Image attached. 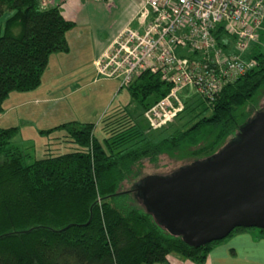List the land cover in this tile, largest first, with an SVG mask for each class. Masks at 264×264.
Returning <instances> with one entry per match:
<instances>
[{"label": "trees", "instance_id": "16d2710c", "mask_svg": "<svg viewBox=\"0 0 264 264\" xmlns=\"http://www.w3.org/2000/svg\"><path fill=\"white\" fill-rule=\"evenodd\" d=\"M5 12L0 114L12 92H33L42 84L50 56L69 51L66 34L74 28L58 6L43 9L40 0H0V16ZM215 37L221 47L228 45L222 31ZM249 52L257 67L213 101L196 95L184 101L178 128L171 122L165 130H149L145 111L171 90L150 72L121 87L139 104L145 127L128 106L105 113L102 140L92 123L59 124L41 133L63 132L73 151L60 153L49 143L33 161L14 142L19 128H0V264H161L173 255L205 264L220 241L193 247L171 234L144 210L136 188L151 176L140 175L144 164L157 165L163 157L178 163L211 158L254 119L248 106L264 88V50L255 44ZM251 230L258 229L237 228L227 237Z\"/></svg>", "mask_w": 264, "mask_h": 264}, {"label": "built area", "instance_id": "2783aa9c", "mask_svg": "<svg viewBox=\"0 0 264 264\" xmlns=\"http://www.w3.org/2000/svg\"><path fill=\"white\" fill-rule=\"evenodd\" d=\"M138 13L143 31L124 29L93 65L98 79L119 80L120 88L143 72L159 74L170 85V92L144 113L152 130L184 111L180 92L191 87L197 97L213 101L258 65L249 51L260 45L264 0H144ZM218 30L227 38L226 47L216 42Z\"/></svg>", "mask_w": 264, "mask_h": 264}, {"label": "water", "instance_id": "95a60500", "mask_svg": "<svg viewBox=\"0 0 264 264\" xmlns=\"http://www.w3.org/2000/svg\"><path fill=\"white\" fill-rule=\"evenodd\" d=\"M136 189L144 209L193 247L237 228L264 230V111L211 158L147 176Z\"/></svg>", "mask_w": 264, "mask_h": 264}, {"label": "rangeland", "instance_id": "374dc122", "mask_svg": "<svg viewBox=\"0 0 264 264\" xmlns=\"http://www.w3.org/2000/svg\"><path fill=\"white\" fill-rule=\"evenodd\" d=\"M9 15V12H5L0 16V35L4 31L3 28L5 22L8 20ZM97 15L101 26H103L102 30L116 28V24H112V20L110 18L111 15L109 13L104 15L100 12L97 13ZM107 33L108 32L105 34L107 35ZM103 36L105 37V35ZM259 41L261 49L264 50V23L263 31L260 35ZM179 53L183 54L184 51L180 50ZM92 80L93 78H88L87 82L80 83L79 86H77L81 88L78 90V95L71 97L67 96V98L63 97L67 95V92L74 91L76 87L72 85L62 86L61 89H59L61 91L56 93L58 97L62 98L53 102H38L45 99L48 90H55V88H50L49 86L48 89L42 90V92L39 94H33L36 89L33 92H12V94H10L11 98L6 99L2 105L3 109H6V114H2L3 116L0 117V128H19L18 134L14 137V142L21 150H24V152L30 154V160L28 161H33L43 157L45 150H47L49 147L46 144L49 143L53 144L50 146L51 149L56 150L59 148L60 153H69L70 151H73L71 149V146H73L72 144L63 142L67 140L64 136H62L64 135L63 132L57 131L47 134V136L41 133V131H45L46 129L52 128L59 124L68 122H81L87 124L92 123L95 125L94 135L99 140H102V125H100V123L105 113L111 111V109L114 108L128 106V110L132 113V115L137 117L138 123L144 127L147 125L141 116L142 112L139 104L132 100L129 90L126 88L120 89L119 80L99 79L97 80L98 82L95 83H93ZM85 83L88 85L84 86ZM110 89L111 91H114V93H111ZM103 92L112 94H110L111 97L106 102L103 98L106 94H103ZM56 95H52V97H56ZM179 96L184 101L188 100V98L194 99V89L189 87L187 90L180 92ZM248 107L250 112H255L254 115L264 111V88L255 95ZM181 123L182 121L179 119H174L172 125L174 128H178ZM167 127H164L163 130L167 129ZM157 130L159 129H151L150 131L156 132ZM172 130H167V133H170ZM156 134L153 133L154 136ZM192 162L193 160L185 161V163H178L163 157L158 161L157 165H150L148 163L144 164V168L142 169L140 175L143 177L147 175L169 177L181 167L190 166ZM124 189L129 190L130 186L126 185ZM235 235L237 234L227 237L223 241H220L217 245L224 243L227 244L229 241H232L231 239H233ZM261 260H263L264 264V259L261 258Z\"/></svg>", "mask_w": 264, "mask_h": 264}, {"label": "crops", "instance_id": "0c3cea01", "mask_svg": "<svg viewBox=\"0 0 264 264\" xmlns=\"http://www.w3.org/2000/svg\"><path fill=\"white\" fill-rule=\"evenodd\" d=\"M143 4L144 0H40L43 9L58 6L62 16L74 23V28L66 34L69 51L54 53L50 56L49 64L44 70L41 80L42 84L33 94H39L49 87H53L55 90H48L45 99L38 102H53L62 98L56 95L57 92L61 91L59 89L62 86L72 85L76 87L74 91L67 92V95L63 97L67 98V96L78 95V90L81 88L77 86L87 82L88 78H93V83L98 82L99 79L93 65L94 61L109 49L111 42L124 29L131 28L140 33L143 31L144 27L138 24L137 19ZM100 12L104 15L107 13L111 15L112 24H116L115 29L102 30L103 26L97 18V13ZM106 32H108L107 35ZM87 85L85 83L84 86ZM111 93L103 92L106 94L103 97L105 102L109 100ZM52 95H56V97H52ZM5 111L6 109H3L0 117L6 114ZM55 127L57 126L52 128ZM231 240L227 244H219L213 248L206 258L205 264H263L261 258L264 259V233L251 230L246 233H239ZM161 264L194 263L173 255L168 256L167 260Z\"/></svg>", "mask_w": 264, "mask_h": 264}]
</instances>
